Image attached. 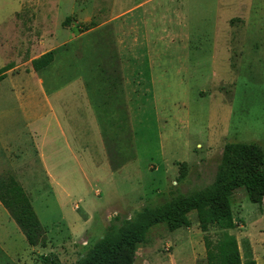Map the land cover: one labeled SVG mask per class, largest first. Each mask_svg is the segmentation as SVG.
<instances>
[{"label":"rangeland","instance_id":"rangeland-1","mask_svg":"<svg viewBox=\"0 0 264 264\" xmlns=\"http://www.w3.org/2000/svg\"><path fill=\"white\" fill-rule=\"evenodd\" d=\"M6 63L0 193L14 178L37 220L33 248L12 231L22 256L0 264L76 261L113 217L209 183L227 142L256 143L264 156V0H0ZM231 213L242 259L264 264V198L237 188ZM188 218L152 226L134 264H206Z\"/></svg>","mask_w":264,"mask_h":264},{"label":"trees","instance_id":"trees-1","mask_svg":"<svg viewBox=\"0 0 264 264\" xmlns=\"http://www.w3.org/2000/svg\"><path fill=\"white\" fill-rule=\"evenodd\" d=\"M52 59L47 51L31 61L37 71ZM12 67L6 63L0 67V81ZM183 167V165L181 166ZM182 176V175H181ZM242 188L249 202L260 205L264 198V156L256 143L227 142L223 145L218 163L209 183L186 193H175L158 204L141 206L131 217H113L101 235L74 262H63L50 254H40L41 264H134L136 245L144 243L148 230L162 224L168 231L190 224L188 213L193 212L202 232L206 264H256L248 254L242 259L235 236L228 230L235 225L231 213L232 192ZM0 203L11 215L29 245L35 240L27 226L36 223V216L28 197L14 178L9 179ZM21 203L22 209L15 210ZM38 222V221H37ZM210 228L219 231L211 240Z\"/></svg>","mask_w":264,"mask_h":264},{"label":"crops","instance_id":"crops-1","mask_svg":"<svg viewBox=\"0 0 264 264\" xmlns=\"http://www.w3.org/2000/svg\"><path fill=\"white\" fill-rule=\"evenodd\" d=\"M53 117H54V120L56 122L57 127L59 128L57 115H56V118H55V116H53ZM86 215L83 216L84 220H83L81 226L83 227V230H85V232L90 235L88 230H89V222H90L89 218L91 215L90 214L87 216ZM72 226H73L72 228L74 230H76L77 226H76L75 222L72 224ZM12 231L21 232L18 225L16 224V222L11 217V215L8 213V211L0 203V243H1V245H0V257L6 258L7 260H10L11 257L22 256L21 254L18 253L17 249L12 244L13 241H12V239H10ZM21 234L23 235L22 232H21ZM23 237H24V235H23ZM24 239H25V237H24ZM82 241L84 242L85 240H82ZM26 244L30 250L33 248V246L29 245L27 242H26ZM38 252L42 253V251H38ZM23 256H25V255H23Z\"/></svg>","mask_w":264,"mask_h":264}]
</instances>
